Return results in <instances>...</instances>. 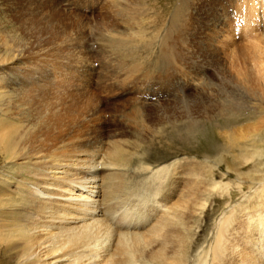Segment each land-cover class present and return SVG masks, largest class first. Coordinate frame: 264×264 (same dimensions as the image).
I'll list each match as a JSON object with an SVG mask.
<instances>
[{
    "label": "rangeland",
    "instance_id": "obj_1",
    "mask_svg": "<svg viewBox=\"0 0 264 264\" xmlns=\"http://www.w3.org/2000/svg\"><path fill=\"white\" fill-rule=\"evenodd\" d=\"M239 1L0 0V54L6 41L13 51H3L8 58L19 54L16 61L47 74L34 101H23L19 89L11 96L3 92L8 116L25 122L36 108L57 102L55 114L62 122L53 129L55 141L84 148L96 141L129 144L130 163L119 175L127 194L133 186L140 188L139 163H174L161 181L162 198L186 169L201 166L208 182L220 183L192 218L189 257L212 221L223 213L228 216L231 206H236V216L251 211L264 195V32L250 33L255 6L250 0ZM241 10L246 20L236 23L237 38L232 24ZM51 67L60 79L57 84ZM144 79L161 81L166 90L143 98L137 93ZM154 95L160 98L150 100ZM188 123L197 127L183 128ZM170 137L184 140L183 145L178 139L171 144ZM239 155L255 159L234 164ZM17 171L15 164L4 165L0 155V177ZM9 178L13 187L17 180ZM3 183L0 198H6L1 197ZM158 186L155 183L153 190ZM152 188L144 191L146 198L157 194ZM13 208L0 210V223L19 218ZM242 246L239 243L238 249Z\"/></svg>",
    "mask_w": 264,
    "mask_h": 264
},
{
    "label": "bare ground",
    "instance_id": "obj_2",
    "mask_svg": "<svg viewBox=\"0 0 264 264\" xmlns=\"http://www.w3.org/2000/svg\"><path fill=\"white\" fill-rule=\"evenodd\" d=\"M6 43L1 44L0 54V155L4 165L15 164L19 171L16 175L4 173L7 179L0 177L5 188L1 197H6L0 198V210L14 206L19 218L14 223H0V264H264L263 194L258 195L261 197L253 210L236 216V206H231L228 216L223 213L212 221L202 242L191 251V256L195 255L189 257L192 218L220 188V183L207 181L201 166L194 171L183 169L176 175L180 181L173 188L167 187L162 198L161 181L174 163L151 167L139 163L140 183L136 185L140 188L133 186L127 194L119 175L130 163L129 144L107 140L105 144L87 143L84 148L81 143L55 141L53 129L62 122L55 114L60 109L57 102L33 107V115L25 122L8 116V104L1 100L4 93L11 96L19 89L23 101H34L47 74L16 61L19 54L8 58L3 51H13ZM50 70L57 84V72L53 67ZM194 126L188 123L183 128ZM177 139L170 137L169 141L172 144ZM179 141L183 145L184 140ZM254 159L239 155L233 163L241 165ZM11 176L17 180L13 187L9 186ZM155 183L159 186L153 190ZM146 188L157 194L146 198ZM117 214L125 223L123 227L112 222ZM131 224L136 228H129ZM239 243L243 249H238Z\"/></svg>",
    "mask_w": 264,
    "mask_h": 264
}]
</instances>
